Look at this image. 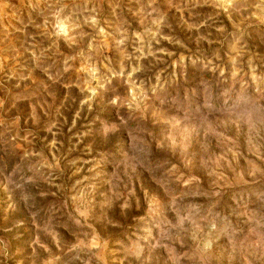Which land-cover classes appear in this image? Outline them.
Masks as SVG:
<instances>
[{"label": "rangeland", "instance_id": "obj_1", "mask_svg": "<svg viewBox=\"0 0 264 264\" xmlns=\"http://www.w3.org/2000/svg\"><path fill=\"white\" fill-rule=\"evenodd\" d=\"M0 264H264V0H0Z\"/></svg>", "mask_w": 264, "mask_h": 264}]
</instances>
